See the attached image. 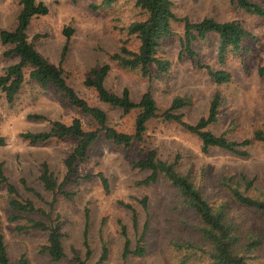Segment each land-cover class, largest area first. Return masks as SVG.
<instances>
[{"label":"rangeland","instance_id":"1","mask_svg":"<svg viewBox=\"0 0 264 264\" xmlns=\"http://www.w3.org/2000/svg\"><path fill=\"white\" fill-rule=\"evenodd\" d=\"M37 1L44 2L49 13L32 20L29 40L44 57L59 65L67 42L64 30H74L62 65L65 76L82 98L107 112L111 126L133 134L138 111L126 114L101 102L96 91L85 84L91 70L106 63L111 66L105 82L108 89L122 94L128 88L134 101H139L150 90L162 111L170 107L175 97H185L189 105L180 113L193 124L208 114L213 96L220 93L218 119L209 129L233 141L250 139L252 143L242 148L248 150L247 157L216 147L204 153L197 135L177 123L159 118L149 122L145 142L136 141L128 149L99 139L86 160L77 166L76 174L69 176L66 159L75 146L74 140L53 139L34 145L21 134L47 131L55 120L69 124L74 118H80L86 129H94L96 124L52 86L42 88L30 81L27 70L14 103H9L6 94L0 91V135L7 139V144L0 146V162L4 163L5 173L18 187L22 199L32 200L37 208L45 209L54 219L59 214L66 257L55 262L42 252L48 232L16 229L17 224H25L27 220L9 221L10 197L7 187L1 185L0 219L12 262L16 263L25 255L29 264H78L76 258L79 256L88 264H98L105 244L109 258L104 264H205L185 247L189 242L201 241L200 223L192 211L182 206V198L170 181L162 176L156 184H139L150 172L136 169L133 162L144 158L148 149H156L160 159L176 162L180 173L190 175L208 200L215 205H226L229 218L237 228L236 234L241 238L240 246H246L253 238H263L261 245L248 254V262L264 264V215L236 203L222 185L225 177L251 183L248 189L243 183L242 190L264 200V143L254 140L256 131H264V74L260 73L264 66V16L248 14L232 0H172L174 12L181 18L188 17L195 22L206 17L220 22L239 20L250 37L244 51L229 56L222 65L218 60L217 33H210L205 41L194 43L196 56L193 59L182 51L184 24L176 23L173 34L164 39L160 47V56L170 62L169 71L160 73L152 66L151 74L145 76L140 70L125 68L110 58L120 52L123 44L134 50L139 47L138 39L127 31L133 21L145 17L134 0H116L111 6L103 4V0ZM252 1L264 6V0ZM20 10V0H0V28L15 29ZM10 48L0 41V76L19 61L17 56H4ZM206 66L229 71L232 80L216 84ZM34 115L45 119H36ZM45 163L64 190L73 194L70 199L58 195L54 212L50 211L48 203L53 201L55 194L45 188L40 178ZM98 173L107 177L109 193ZM21 178H25L41 197L28 191ZM145 198L148 209L142 203ZM125 203L136 209L137 227L133 212ZM26 216L49 223V219L38 212ZM122 224L127 227L133 248L139 244L140 237L143 238L144 256H124ZM86 229L92 250L89 259L84 243Z\"/></svg>","mask_w":264,"mask_h":264},{"label":"trees","instance_id":"2","mask_svg":"<svg viewBox=\"0 0 264 264\" xmlns=\"http://www.w3.org/2000/svg\"><path fill=\"white\" fill-rule=\"evenodd\" d=\"M237 6L246 13L257 16H264V6L252 0H232ZM116 0H103V4L111 6ZM21 10L17 18L15 29H1L0 41L4 46L11 48L4 52V56H17L19 61L9 66L6 72L0 76V91L6 94L9 103H14L17 94L20 92L24 82L25 73L29 70L30 81L36 82L42 88L53 87L69 101L71 105L80 109L88 115L96 124L94 129H86L80 118H74L71 123L61 120L51 122V127L47 131L24 132L21 137L31 144L46 143L50 140H74L75 146L66 159L68 175H75L77 166L86 160L90 150L96 142L104 138L117 147L130 148L136 141L145 142L148 124L154 119L161 118L165 122H173L182 126L191 134L197 135L202 141V151L208 153L213 147L220 148L238 154L249 156L248 150H243L252 143V140L233 141L224 135L213 133L209 126L218 119L219 108L222 97L216 93L210 104L208 114L201 117L195 124L185 120L184 114L180 110L189 105V100L185 97L177 96L172 100L170 107L162 111L150 90L146 91L139 101H134L131 92L125 88L122 94H117L106 87V78L111 70L110 64L106 63L99 69H92L90 77L85 84L93 88L100 101L113 108L121 109L128 114L134 110L138 111L135 120L134 133L120 131L109 124V117L105 110L99 106L91 105L86 99L82 98L78 92L68 83L63 69L66 60L69 44L68 41L74 30L66 28L67 36L62 53L60 64L56 65L44 57L29 40L28 29L35 17L45 16L49 13V7L44 2L37 0H20ZM137 8L144 13V18L133 21L127 28L130 36L136 37L139 41L138 49H130L125 44L122 45L120 52L110 56L111 60L119 62L123 67L131 70H140L143 75L151 74V67L155 66L160 73H167L170 69L169 60L160 56V47L164 39L170 37L174 32V24H184V36L182 38V51L189 57L195 58L196 52L193 48L197 40L205 41L210 33L219 35L218 60L224 65L231 55L241 54L245 49V42L250 34L239 20L226 22L217 21L214 18L206 17L200 21H191L188 17L181 18L174 12L172 0H134ZM203 67L202 64H199ZM210 76L215 83L222 85L232 80V74L225 70H215L206 66ZM264 74V66L260 69ZM36 119H45L44 116L34 115ZM254 140L264 143V131L258 130L254 133ZM7 144L5 136L0 135V146ZM133 166L141 171H149L150 174L139 184L149 186L156 184L164 176L177 190L182 198L181 204L186 209L192 211L200 223L201 241L189 242L185 245L188 250L200 257L205 264H249L248 254L258 248L262 243L260 239H251L246 246H240V236L236 234L237 228L229 218L226 205H215L208 200L201 189L197 186L190 175H184L177 170L176 162H168L158 157L156 149H148L144 158L134 161ZM103 187L107 193L110 192V184L103 173H98ZM45 188L55 194L53 201L49 202L50 211H55L56 198L58 195L70 199L73 194L64 190L62 184L58 183L54 174L51 172L47 163L43 164V171L40 176ZM21 183L28 190L41 197L34 188L28 185L25 178H21ZM243 183L246 188L252 186L251 183L225 177L223 186L233 197V200L245 207L252 208L264 215V200L247 195L242 190ZM5 185L9 193V206L11 216L9 221L18 223L27 220L25 224H17L18 231L27 229H39L48 232L46 244L42 247V252L47 253L55 262H60L66 257L61 232L59 214L55 219L52 214L45 209L37 208L30 199H22L19 195L18 187L13 184L5 173L4 163L0 162V186ZM124 203V202H123ZM143 206L148 209L147 199L143 201ZM133 212L135 227L138 226V213L131 204H124ZM34 212L41 213L49 219V223L43 220L27 218V214ZM88 216V211H87ZM122 233L125 237L124 256L129 255L142 257L145 255V247L142 245V237L139 244L133 248L129 238L127 227L122 224ZM84 243L87 249V259L91 257L92 250L88 240V229L85 230ZM109 258V250L104 244L98 264H104ZM78 264H88L77 256ZM188 260V259H187ZM187 260L185 262H187ZM184 262V263H185ZM0 264H29L25 255H22L16 263H13L5 236L2 231V221L0 219Z\"/></svg>","mask_w":264,"mask_h":264}]
</instances>
